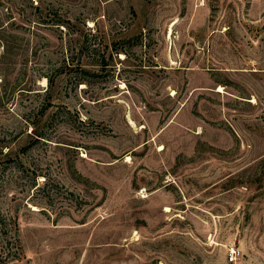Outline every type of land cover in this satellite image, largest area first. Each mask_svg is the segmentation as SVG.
Listing matches in <instances>:
<instances>
[{
    "label": "rangeland",
    "instance_id": "1",
    "mask_svg": "<svg viewBox=\"0 0 264 264\" xmlns=\"http://www.w3.org/2000/svg\"><path fill=\"white\" fill-rule=\"evenodd\" d=\"M0 264H264V0H0Z\"/></svg>",
    "mask_w": 264,
    "mask_h": 264
},
{
    "label": "built area",
    "instance_id": "2",
    "mask_svg": "<svg viewBox=\"0 0 264 264\" xmlns=\"http://www.w3.org/2000/svg\"><path fill=\"white\" fill-rule=\"evenodd\" d=\"M236 250H235V248L234 247H232L231 248V252H230V254H231V260H234L235 259V257H236Z\"/></svg>",
    "mask_w": 264,
    "mask_h": 264
}]
</instances>
